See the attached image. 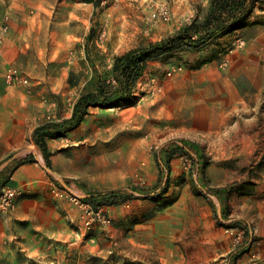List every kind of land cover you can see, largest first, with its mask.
I'll return each mask as SVG.
<instances>
[{
  "label": "rangeland",
  "instance_id": "374dc122",
  "mask_svg": "<svg viewBox=\"0 0 264 264\" xmlns=\"http://www.w3.org/2000/svg\"><path fill=\"white\" fill-rule=\"evenodd\" d=\"M252 3L243 28L150 61L132 100L90 107L47 154L38 126L115 83L118 55L202 26L212 0H72L9 48L4 19L0 195L17 194L0 205V264H264V0ZM112 189L127 198L84 199Z\"/></svg>",
  "mask_w": 264,
  "mask_h": 264
},
{
  "label": "trees",
  "instance_id": "16d2710c",
  "mask_svg": "<svg viewBox=\"0 0 264 264\" xmlns=\"http://www.w3.org/2000/svg\"><path fill=\"white\" fill-rule=\"evenodd\" d=\"M253 3L251 4V0H212L210 13L202 22V26L196 27L195 23L187 24L160 41L118 55L113 65L115 83H100L95 90L83 93L76 101L71 117L38 126L34 132L36 142L47 154V137L76 128L90 107H112L118 102L132 100L135 84L144 74L150 61L164 59L184 51L204 49L218 37L243 28L251 16ZM176 149L183 150L181 146H177ZM5 178L6 181L9 180L7 176ZM164 190L165 185L155 191L153 198L159 197ZM126 198L127 195L122 189L95 190L84 197L96 209L102 205L120 203Z\"/></svg>",
  "mask_w": 264,
  "mask_h": 264
},
{
  "label": "crops",
  "instance_id": "0c3cea01",
  "mask_svg": "<svg viewBox=\"0 0 264 264\" xmlns=\"http://www.w3.org/2000/svg\"><path fill=\"white\" fill-rule=\"evenodd\" d=\"M71 1L72 0H0V25L5 18L10 19L11 25L8 33V41L6 42L7 46L5 47H11L10 44L12 42L18 41L17 37L24 36L29 32L30 28L26 26V21L36 18L39 20L50 19L56 13V5L66 4ZM3 49L5 48L3 47ZM2 125L5 127L6 123L3 122ZM5 144L7 146H14V144H11L9 141H5ZM11 160L12 158L7 159L3 163L5 166L0 167V183L6 181L3 180V177L7 176V169H9L8 165L11 164ZM47 167L48 166H46V168ZM48 170L50 172L52 171L51 169ZM17 217L25 218L23 215L19 214Z\"/></svg>",
  "mask_w": 264,
  "mask_h": 264
},
{
  "label": "built area",
  "instance_id": "2783aa9c",
  "mask_svg": "<svg viewBox=\"0 0 264 264\" xmlns=\"http://www.w3.org/2000/svg\"><path fill=\"white\" fill-rule=\"evenodd\" d=\"M161 15L165 20H169L171 18V13L167 7L162 8ZM16 194H17L16 189L11 187L5 188V190L0 195V205H2V207L4 208L10 206L13 203Z\"/></svg>",
  "mask_w": 264,
  "mask_h": 264
},
{
  "label": "water",
  "instance_id": "95a60500",
  "mask_svg": "<svg viewBox=\"0 0 264 264\" xmlns=\"http://www.w3.org/2000/svg\"><path fill=\"white\" fill-rule=\"evenodd\" d=\"M47 168H48V167H47ZM48 169H50V168H48ZM61 181L63 182L64 185H66V183H65L63 180H61ZM86 196H87V195H86Z\"/></svg>",
  "mask_w": 264,
  "mask_h": 264
}]
</instances>
